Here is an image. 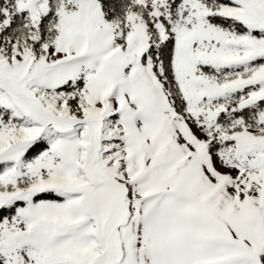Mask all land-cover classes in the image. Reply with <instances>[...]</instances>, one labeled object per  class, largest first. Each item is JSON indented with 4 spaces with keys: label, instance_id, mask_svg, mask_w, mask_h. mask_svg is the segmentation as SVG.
Masks as SVG:
<instances>
[{
    "label": "snow or ice",
    "instance_id": "6c2138e0",
    "mask_svg": "<svg viewBox=\"0 0 264 264\" xmlns=\"http://www.w3.org/2000/svg\"><path fill=\"white\" fill-rule=\"evenodd\" d=\"M0 264H264V0H0Z\"/></svg>",
    "mask_w": 264,
    "mask_h": 264
}]
</instances>
